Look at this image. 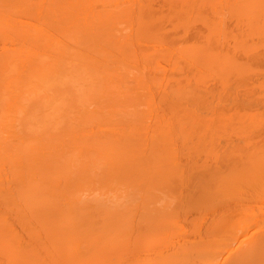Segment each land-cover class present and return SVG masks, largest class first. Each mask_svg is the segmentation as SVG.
Segmentation results:
<instances>
[{
  "label": "bare ground",
  "instance_id": "obj_1",
  "mask_svg": "<svg viewBox=\"0 0 264 264\" xmlns=\"http://www.w3.org/2000/svg\"><path fill=\"white\" fill-rule=\"evenodd\" d=\"M0 264H264V0H0Z\"/></svg>",
  "mask_w": 264,
  "mask_h": 264
},
{
  "label": "rangeland",
  "instance_id": "obj_2",
  "mask_svg": "<svg viewBox=\"0 0 264 264\" xmlns=\"http://www.w3.org/2000/svg\"><path fill=\"white\" fill-rule=\"evenodd\" d=\"M178 36V35H177Z\"/></svg>",
  "mask_w": 264,
  "mask_h": 264
}]
</instances>
